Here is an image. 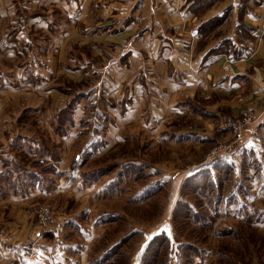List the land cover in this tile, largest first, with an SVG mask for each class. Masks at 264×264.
Instances as JSON below:
<instances>
[{"label":"crops","instance_id":"0c3cea01","mask_svg":"<svg viewBox=\"0 0 264 264\" xmlns=\"http://www.w3.org/2000/svg\"><path fill=\"white\" fill-rule=\"evenodd\" d=\"M224 12L227 19L223 25L207 35L199 34L201 24ZM205 40L212 42V47L228 40L246 50L240 58L226 54L205 57L211 48L201 49ZM6 51L19 60L11 67L1 63L0 58V203L6 199L19 203L25 194L37 191L43 194L37 199L70 195L87 201L88 196L82 192L99 189L102 181L85 183L81 178L78 184L73 183L74 174L80 172L75 163L81 157L77 154L72 164L62 166L67 147L80 140L78 153L83 154L82 158L95 156L97 151L109 150L112 143L128 140L125 126L139 122L142 128L152 131L168 112L180 119L209 122L255 104L260 120L243 132L241 143L264 140V0H0V56ZM47 58H69V68L70 64L80 63V58L83 60V66L80 63L74 71L89 77V82L83 87L80 79L73 83L80 84L81 89L89 84L97 86L103 118H92L93 107L80 102L67 132L57 136L53 123L70 96L62 91V82L55 79L45 88L47 98L57 95L49 105L24 109L35 113L37 126L46 136L41 138L31 124L20 125L22 132L3 135L4 129L19 127L11 115L15 114L12 111L19 113L20 108H14L11 93L19 95L24 89L15 86L10 77L20 69L34 86L47 82L41 71ZM88 61L96 65L95 71H101L89 73ZM28 127L33 131H29L31 135L25 134ZM173 137L183 142L201 139L198 132L185 130ZM14 143L18 144L15 149L11 147ZM57 143L60 149L55 162L47 154V144ZM26 153L43 162L39 170L50 166L59 175L54 189L45 184L25 189L19 161ZM3 159L10 160V165L3 166ZM88 173L81 171L80 175ZM81 211L64 220L76 225V219L91 217L87 207ZM55 236V232L44 233L32 246L28 240H10L0 230V264H38L40 260H34L30 253L23 256L22 250H33L37 257L44 240ZM81 256L82 261L85 254ZM67 259L58 264L81 262Z\"/></svg>","mask_w":264,"mask_h":264},{"label":"rangeland","instance_id":"374dc122","mask_svg":"<svg viewBox=\"0 0 264 264\" xmlns=\"http://www.w3.org/2000/svg\"><path fill=\"white\" fill-rule=\"evenodd\" d=\"M203 42L200 46L202 50L211 47L210 51L214 48L210 45L212 42L209 44V40ZM10 54L11 52L6 51L3 56H0L3 59L1 63H6L11 67L17 66L19 58H14ZM68 59H45L41 71L47 82H42L38 86L30 84L26 75H21L20 69L16 70V73L11 77L7 75L8 78H12L15 86L24 88L19 95L17 92L11 93L14 96V108H20L19 113L12 111L15 113L11 115L13 119L20 116L25 108L49 105L57 97L56 95L52 99L47 98L48 92L45 88L50 85L51 80L58 79V82H61V80L70 81L71 79L72 82H75L80 79L79 82L84 86L88 84L85 81L89 80V77L84 74L77 75L80 72L74 71L83 60L80 58L78 60L80 63L70 64L69 68ZM81 66H83V62ZM88 72L91 73L89 68ZM6 86L9 90L8 84ZM21 95L24 96V99ZM6 99L10 100L9 95H6ZM244 111H251L254 114L256 122L253 125L258 123L260 115L255 110V104L239 113L226 115L209 122L180 119L168 112L164 115L160 125L152 131L142 128L139 122H133L130 126H125L124 129L128 140L125 138L124 142L117 145L112 143L109 150L97 151L95 156H83L82 158L83 154L78 153L82 142L76 140L72 146L67 147L66 153L61 158L62 166L65 167V163L72 164L75 156L79 154L81 158L75 164L80 172L87 173L116 164L120 169L126 163H137L146 166V173L143 176L149 174L148 178L138 183L129 182V189L127 188L124 193L118 192L110 196L105 193V189L116 176V172L119 170L116 168L100 180L102 182L99 189L96 187V189H85L82 192L83 195L88 196L87 201L86 198L73 199L70 195H55L52 198L47 195V198L37 199V196H43L41 193L38 194V191L30 196L25 194V199L20 200L19 203L9 202L6 199L7 202L0 203V230L10 240H28L31 241L32 246L38 242L40 235L57 233L53 240H44L37 257L33 250H22L21 254H25L23 256H28L30 253L31 257L35 258L34 260H40L38 264H45L46 261L49 264L64 263L69 257L72 260L81 261L83 253L85 254L84 260L80 264H92L94 260L101 259L100 256L108 252V249L118 242L121 248L119 254L109 261L105 260L103 264H137L148 241L162 232L168 238V245L161 250L156 264H181L182 262H192V264H264V222L253 224L256 212L264 209V166L259 172L260 174L243 172L240 178L237 174L238 166L243 161L242 152L264 165V140L254 144H251L253 142L242 144L243 136L238 141L234 137V133L220 129L221 123L229 119L237 120ZM143 114L146 117V112ZM47 116L45 115L43 121ZM11 128L12 130L4 129L3 135L5 132L13 131L15 133L17 130H22L20 126L12 125ZM33 128L31 129L34 131ZM32 130L28 127L25 134L31 135L29 131ZM180 130L198 132L201 139L179 141L173 135ZM230 143H236L235 145L239 149L238 153L234 149L233 152L223 154L217 159H224L227 163L232 161L235 168L216 193L221 197L222 195L226 197L229 190L239 180L244 185L248 200L241 197L238 206L235 204L219 205V211L207 215L208 228L203 230L193 224L189 218H178L172 222L171 215L175 204L180 201L181 187L185 179L201 170L203 166L213 165L214 161L210 157L214 154V150L216 149V152L223 150V147ZM80 172L74 174L73 183L78 184L81 180ZM157 181L160 184L161 192L153 196L147 203L143 201L144 203L129 204L132 203L130 199L133 195L135 197V195L142 194L151 186L154 187V183ZM186 199L198 212L205 213V208L201 207L200 199L197 196L190 197L188 195ZM86 207L90 210V218L76 219L78 222L76 225L75 223L69 224L68 220H64L75 214H80L82 208L86 209ZM245 209L248 210L245 211ZM47 210L51 222L45 224L42 213ZM100 217L102 218L99 219ZM174 235L182 237V241L189 246L196 247L197 256H190L194 259H189V256L180 258V249L174 240ZM66 264L72 263L66 261Z\"/></svg>","mask_w":264,"mask_h":264},{"label":"trees","instance_id":"16d2710c","mask_svg":"<svg viewBox=\"0 0 264 264\" xmlns=\"http://www.w3.org/2000/svg\"><path fill=\"white\" fill-rule=\"evenodd\" d=\"M226 19L227 12H224L220 16L201 24L199 27V34L207 35V32L209 33L210 31L223 25ZM245 50V46L242 48H238L232 45L230 41L222 40L218 45H216V47L207 52L205 57H210L217 54H226L227 56H230L232 58H240L244 55ZM87 64L89 65L88 68L92 70L93 73H96L98 71L100 72L102 69L97 68V71H95L96 65L94 63L88 61ZM61 82V89L70 96V100L67 103L66 107L62 111H60L58 117H56V122L54 121L53 123L54 131L57 136L61 137V135L67 132L69 125L72 123L74 112L76 111L77 106L80 104V102H84L87 107H93V111L91 112L92 118H95L96 116L97 120L103 118L100 117V113H102L100 99L101 91L97 88L96 85L89 84L85 88L81 89L82 87L79 88L80 84L76 85L73 82H69L66 80H61ZM87 82H89V80L85 81V83ZM81 86H83V83L81 84ZM75 87H77L78 90H76ZM58 89L60 88L58 87ZM15 119L16 125L20 126L31 124L30 126L34 127V130H36L35 132L38 133L41 138L46 136V134L40 130L39 126H37V122L35 121L36 115L33 111L25 110L20 116ZM41 141L43 142V144L46 143L45 139H41ZM47 145H49L48 149L50 150V152L47 154L50 159H52L51 161H58L57 155L60 149V144L57 143L56 145ZM15 146H18V144H11V147L14 149ZM234 149L238 153L239 149L236 146ZM221 156H218L217 158ZM241 156L243 158V161L242 164L238 166V178H240V175H242L243 172H252L253 174H260L259 172L261 171V169H263L264 166L263 163L258 162L256 159L249 158L248 155L244 152H242ZM33 158H30L26 153L24 159L22 158L19 161L21 164L20 166L23 167L22 175H24V179L22 184L25 186V189H29L30 187L39 188L41 185L44 184L48 188L54 189L59 175L56 174L50 166H48L47 169L39 170L43 162ZM217 158L212 160L214 161L213 165L207 164L203 166L201 170H199L195 174L190 175L185 179L181 187L180 201L175 204L174 210L171 215L172 222H175L178 218H189L190 220H192L193 224L197 225L201 230H203L205 228H208L209 221L207 220V215H209V213L210 215H212L219 211V205L235 204L236 206H238V201L241 197H245V199L248 200V194L244 189V185L239 180L234 184L233 188L229 190L226 197H223V195L221 197L220 194L216 193V191L220 188L223 182L226 179L228 180L230 172H232L235 168L234 162L231 161L227 163L224 159ZM3 162V166L5 167H7V165H10V160L8 159H3ZM35 168L38 169L34 170ZM116 168L119 169L118 164L109 165L107 167H102L97 170L91 171L90 173L85 174L82 177L83 182L97 183L105 176H108L113 171V169ZM32 171L36 173H32ZM144 173H146V166H144L143 164L126 163L123 167H120V169L116 172V176L114 177V179L107 185L105 193L110 196H113L118 192L124 193V191L129 186V182L138 183L142 180L145 181V179L148 178L147 176L149 174H145L146 176H143ZM9 178L10 176L6 177L7 180H9ZM154 185V187L151 186L150 188L146 189L142 194L137 195L138 197L136 195L135 197H133V195V198L131 197L130 199V202L132 203L129 204H137L139 202L147 203L150 199H152L153 196L161 192L159 182H155ZM188 195L190 197L194 195L200 199L201 207L205 208V213L202 214L196 210L192 203H190L186 199ZM247 210L248 209H245V211ZM109 220L110 219H108V221ZM260 222H264V209L260 210L259 212H256V214L254 215L253 224ZM181 238L182 237L178 235H174V240L180 249V258H185L189 256V259H194L191 257L192 255L193 257H195V255L197 256L196 247L189 246V244L182 241L183 239ZM118 243L109 248L108 252L102 254L100 256L101 259L94 260L92 264H103L105 260L109 261L113 257L115 258L119 254L118 252L121 249L119 247L120 243ZM167 245L168 238L164 232L154 236L148 241V243L144 247L140 257L138 258L137 264H156L158 255H160L161 250L164 249ZM181 264H192V262H182Z\"/></svg>","mask_w":264,"mask_h":264},{"label":"built area","instance_id":"2783aa9c","mask_svg":"<svg viewBox=\"0 0 264 264\" xmlns=\"http://www.w3.org/2000/svg\"><path fill=\"white\" fill-rule=\"evenodd\" d=\"M255 117L254 114L251 111H244L242 112L241 116L237 120H225L223 123L220 124V129L222 130H227L229 133H234V137L236 140H240L242 137L243 132L253 125L255 123ZM236 143H230L228 145H225L223 147V150H219L216 152V149L214 150V154L210 157L212 160L214 158H217L218 156H221L223 154H229L230 152H233ZM214 156V157H213ZM49 211L47 210L46 212L43 211L42 216H44L43 222L45 224H48L51 222V218L48 215Z\"/></svg>","mask_w":264,"mask_h":264}]
</instances>
